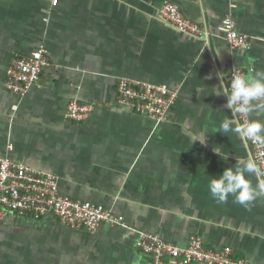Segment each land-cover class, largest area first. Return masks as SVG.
<instances>
[{
    "label": "crops",
    "instance_id": "obj_1",
    "mask_svg": "<svg viewBox=\"0 0 264 264\" xmlns=\"http://www.w3.org/2000/svg\"><path fill=\"white\" fill-rule=\"evenodd\" d=\"M163 1L0 0V154L51 172L61 193L127 224L92 232L9 213L0 219V264H150L136 247L139 230L177 245L197 234L264 264V196L247 207L232 196L220 203L208 187L251 157L245 139L218 131L232 117L221 86L235 67L264 71V0H170L201 25L198 36L164 21ZM228 14L250 48H229ZM40 43L49 66L20 98L5 89L8 66ZM121 76L177 87L179 96L162 120L138 114L117 101ZM73 98L93 105L86 119L66 118Z\"/></svg>",
    "mask_w": 264,
    "mask_h": 264
},
{
    "label": "built area",
    "instance_id": "obj_2",
    "mask_svg": "<svg viewBox=\"0 0 264 264\" xmlns=\"http://www.w3.org/2000/svg\"><path fill=\"white\" fill-rule=\"evenodd\" d=\"M58 0H51L56 4ZM159 16L166 22L187 34L198 36L203 33L201 25L184 15L179 6L165 0L159 7ZM225 39L232 51L250 48L251 37L238 30L233 17L228 14L223 20ZM49 66L47 48L40 43L26 55L12 58L6 73L5 89L23 98L38 83L46 67ZM233 72L246 74L241 67ZM116 98L138 114L151 116L157 120L166 117L168 110L176 102L179 89L165 83H152L121 76L116 80ZM93 105L76 98L68 102L66 118L73 121L86 119ZM240 123L250 116L237 114ZM251 157L264 168V145L246 140ZM41 219L51 215L68 227L97 231L103 224L127 226L110 209L61 193L58 178L51 172L34 168L8 155L0 154V219L6 214ZM138 250L151 256L150 264H255L246 257H236L230 247L212 248L204 243L200 235L190 236L185 245H177L162 239L158 234L141 231L136 240Z\"/></svg>",
    "mask_w": 264,
    "mask_h": 264
},
{
    "label": "clouds",
    "instance_id": "obj_3",
    "mask_svg": "<svg viewBox=\"0 0 264 264\" xmlns=\"http://www.w3.org/2000/svg\"><path fill=\"white\" fill-rule=\"evenodd\" d=\"M221 90L227 96L226 107L231 110L232 117L226 116L218 131L222 134L235 133L245 140L264 145V121L248 119L240 123L235 119L237 114H264V71L257 70L253 74L233 72L230 84L221 86ZM196 140L205 143V138L193 136L192 141ZM214 152L222 159L228 158L222 157L219 148H214ZM249 174L256 178L255 185ZM208 187L218 202L225 203L232 196L236 203L247 207L258 196H264V168L252 157L236 159L233 166L226 167L218 177L212 178Z\"/></svg>",
    "mask_w": 264,
    "mask_h": 264
}]
</instances>
